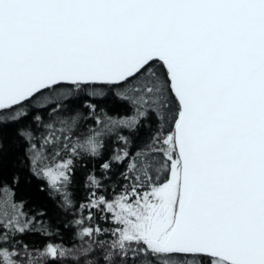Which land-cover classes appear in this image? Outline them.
I'll use <instances>...</instances> for the list:
<instances>
[{"label":"snow or ice","instance_id":"snow-or-ice-1","mask_svg":"<svg viewBox=\"0 0 264 264\" xmlns=\"http://www.w3.org/2000/svg\"><path fill=\"white\" fill-rule=\"evenodd\" d=\"M0 264H264V0H0Z\"/></svg>","mask_w":264,"mask_h":264}]
</instances>
